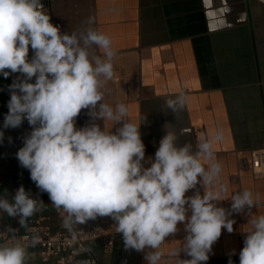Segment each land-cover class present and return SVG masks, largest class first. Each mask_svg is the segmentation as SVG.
<instances>
[{"label":"clouds","instance_id":"1","mask_svg":"<svg viewBox=\"0 0 264 264\" xmlns=\"http://www.w3.org/2000/svg\"><path fill=\"white\" fill-rule=\"evenodd\" d=\"M93 23L89 17L82 30L61 32L41 0H0V75L7 79L19 74L8 86L0 142L4 130L27 121L31 131L23 136L16 159L37 189L63 210L62 226L69 231L97 217H110L125 250L144 252L147 264H160L162 245L183 225L182 245L169 256L177 257V264H206L222 229L234 231L235 220L229 217L247 209L251 227L244 232L239 264H264V214L251 211L260 195L248 189L230 198L224 195L228 189L220 182L214 152L221 133L201 137L193 153L191 144L177 147L176 134L167 131L154 159L146 161L140 124L130 121L125 103L106 100L117 53L111 38ZM184 105L182 93L167 99L173 110ZM85 109L91 122L77 128L76 118ZM115 125L121 126L112 131ZM193 189L194 195H186ZM227 199L230 209L218 206ZM43 206L23 185L11 200L0 195V213L17 218L25 229ZM13 240L0 244V264H30L28 249L38 237L27 246ZM181 252L190 259H180ZM231 255L235 252L228 264H233Z\"/></svg>","mask_w":264,"mask_h":264},{"label":"crops","instance_id":"2","mask_svg":"<svg viewBox=\"0 0 264 264\" xmlns=\"http://www.w3.org/2000/svg\"><path fill=\"white\" fill-rule=\"evenodd\" d=\"M50 16L61 32L69 33L87 27L88 18L93 17L91 26L111 38L117 55L106 100L113 105L125 103L130 121L140 124L146 161L149 157L154 159L167 131L176 134L177 147L191 144L193 153L201 137L220 132L222 138L214 144V152L215 161L221 166L220 182L228 189L224 195L230 198L244 189L254 196L258 193L260 203L251 211L253 215L264 214V178L254 177L247 167L251 152L264 147V1L51 0ZM18 75L7 79L0 75V129L8 112V86ZM181 93L184 107H168L167 99ZM90 122L88 110H82L76 127ZM96 123L104 126L102 120ZM108 127L111 128L110 122ZM30 131L26 120L17 129L4 130V140L0 142V195L11 200L23 185L33 198L44 201L42 213L56 230L60 219L55 207L16 159L23 136ZM197 189L203 194L202 186L197 185ZM195 191L186 195H194ZM230 205V199L218 202L225 209H230ZM247 211L229 217L235 220L234 231L222 229L206 264H228L233 251L235 255L230 258L233 264H239L244 232L251 227ZM0 227L9 232L25 230L17 218L6 213H0ZM178 229L162 245L164 257L160 264H177L178 258L169 253L182 245L183 225H178ZM87 253L94 255L99 264H147L144 252L124 249L121 234L116 236L111 252L103 250L100 240H93L78 261L66 264H89ZM32 257L30 264H56L53 258L43 262L37 254ZM179 258L190 259L183 252Z\"/></svg>","mask_w":264,"mask_h":264},{"label":"built area","instance_id":"3","mask_svg":"<svg viewBox=\"0 0 264 264\" xmlns=\"http://www.w3.org/2000/svg\"><path fill=\"white\" fill-rule=\"evenodd\" d=\"M41 1L45 2L44 7L50 15L51 0ZM247 167L254 177L264 178V147L251 152L250 163ZM55 209L60 219L58 229L52 230L47 223L49 217L42 213V208L36 217L29 219L27 229L22 232H9L0 227V244L14 242L13 237H15L27 246L31 244L32 237L36 236L38 243L35 247L28 249L29 253L37 254L43 262H48L53 258L56 264L78 261L79 256L88 251V243L93 240H100L106 253L112 251L118 233L114 221L110 217H97L83 225H74L73 230L69 231L62 226L65 213L62 209ZM86 261L89 264H99L91 253H87Z\"/></svg>","mask_w":264,"mask_h":264},{"label":"bare ground","instance_id":"4","mask_svg":"<svg viewBox=\"0 0 264 264\" xmlns=\"http://www.w3.org/2000/svg\"><path fill=\"white\" fill-rule=\"evenodd\" d=\"M262 1H264V0H262Z\"/></svg>","mask_w":264,"mask_h":264}]
</instances>
